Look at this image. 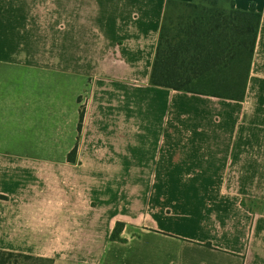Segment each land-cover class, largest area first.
<instances>
[{
    "label": "crops",
    "instance_id": "crops-1",
    "mask_svg": "<svg viewBox=\"0 0 264 264\" xmlns=\"http://www.w3.org/2000/svg\"><path fill=\"white\" fill-rule=\"evenodd\" d=\"M166 1L0 0V130L44 141L0 149V187L30 189L0 200V251L52 264H264V0H230L260 14L242 101L148 85ZM30 155L53 158H9ZM40 171L53 172L51 215ZM115 223L122 241L108 240Z\"/></svg>",
    "mask_w": 264,
    "mask_h": 264
},
{
    "label": "trees",
    "instance_id": "trees-1",
    "mask_svg": "<svg viewBox=\"0 0 264 264\" xmlns=\"http://www.w3.org/2000/svg\"><path fill=\"white\" fill-rule=\"evenodd\" d=\"M260 14L252 4L236 10L230 0H167L158 30L148 85L218 99L242 101ZM82 113L79 112L77 132ZM73 149L67 155H74ZM248 211L259 204L247 199ZM251 205V206H250ZM246 208V207H245ZM115 223L108 240L122 241ZM0 264H52L50 259L0 251Z\"/></svg>",
    "mask_w": 264,
    "mask_h": 264
},
{
    "label": "rangeland",
    "instance_id": "rangeland-1",
    "mask_svg": "<svg viewBox=\"0 0 264 264\" xmlns=\"http://www.w3.org/2000/svg\"><path fill=\"white\" fill-rule=\"evenodd\" d=\"M153 58V57H152ZM13 128L6 127V130H0V149H14L15 151H20L26 148H36L38 147V143L44 142L42 140L39 141L34 134L29 136V138H25L26 136L22 134V131H18V128L13 125ZM48 136V134H47ZM47 139V137H46ZM45 139V140H46ZM13 158V163H25L26 160H29L28 158L32 159L31 165H35L38 168H43L47 163L49 162L48 158L52 159L53 156H38V155H30L28 157H9ZM38 174L43 176V181H51L50 186L47 184L45 189V194L43 196V201L39 205V209L41 210V215H51L53 211V172L48 173L47 171L39 172ZM32 175L34 173L32 172ZM0 190H3L6 194H1L2 197H0L3 202H9L11 201V198L9 196H13L15 201H18L21 199L22 196L26 195L29 196L28 193H30V189L23 188L20 184V182L15 183V185H12L9 187V189H3L0 187ZM25 196V197H26ZM25 197H23L25 199ZM22 198V200H24ZM245 200V199H244ZM11 204L18 205L19 203L13 202ZM2 205V204H0ZM251 206V205H250ZM247 208V206H245ZM31 215H37V211L31 212ZM1 215V210H0Z\"/></svg>",
    "mask_w": 264,
    "mask_h": 264
}]
</instances>
